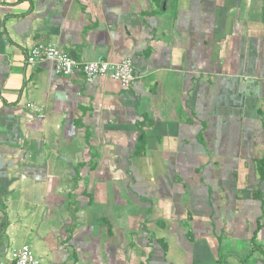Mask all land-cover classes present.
I'll list each match as a JSON object with an SVG mask.
<instances>
[{"label": "crops", "instance_id": "0c3cea01", "mask_svg": "<svg viewBox=\"0 0 264 264\" xmlns=\"http://www.w3.org/2000/svg\"><path fill=\"white\" fill-rule=\"evenodd\" d=\"M40 43L137 77L27 64ZM23 245L264 264V0H0V264Z\"/></svg>", "mask_w": 264, "mask_h": 264}, {"label": "built area", "instance_id": "2783aa9c", "mask_svg": "<svg viewBox=\"0 0 264 264\" xmlns=\"http://www.w3.org/2000/svg\"><path fill=\"white\" fill-rule=\"evenodd\" d=\"M54 63L55 72L61 76L83 74L88 81L98 77H109L123 87H129L137 77L135 63L128 58L120 63L109 61H83L71 56L67 51L52 43H40L32 47L26 56V63L35 65L40 62ZM35 108V103H30ZM41 109H43L41 107ZM13 264H43L30 245H23L13 252Z\"/></svg>", "mask_w": 264, "mask_h": 264}, {"label": "trees", "instance_id": "16d2710c", "mask_svg": "<svg viewBox=\"0 0 264 264\" xmlns=\"http://www.w3.org/2000/svg\"><path fill=\"white\" fill-rule=\"evenodd\" d=\"M144 141H145V135L142 134V135L140 136V143H141V145H139L137 151H140L142 148H144Z\"/></svg>", "mask_w": 264, "mask_h": 264}]
</instances>
